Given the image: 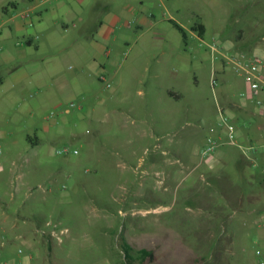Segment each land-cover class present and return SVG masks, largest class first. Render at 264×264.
Listing matches in <instances>:
<instances>
[{"label":"rangeland","instance_id":"rangeland-1","mask_svg":"<svg viewBox=\"0 0 264 264\" xmlns=\"http://www.w3.org/2000/svg\"><path fill=\"white\" fill-rule=\"evenodd\" d=\"M13 1L28 4L0 0V12ZM68 2L58 13L62 28H52L62 44L78 37L80 16L88 23L120 16L109 45L114 70L63 90L65 79L75 80L58 59L62 77L46 78L55 96L33 115L27 111L44 95L29 83L25 58L0 88V264H128L125 241L153 252L132 264H261L264 157L255 182L232 192L226 182L206 181L212 155L202 151L210 137L219 139L220 109L249 93L230 59H264V0H151L145 4L158 23L143 31L124 10L129 0ZM130 3L149 15L139 0ZM170 20L186 31V43ZM198 24L206 26L203 37L191 31ZM213 41L216 52L208 49ZM0 47L9 49L3 39ZM170 84L181 100L151 88ZM246 131L264 141V119ZM219 142L221 150L226 139ZM66 147L78 153H58Z\"/></svg>","mask_w":264,"mask_h":264},{"label":"crops","instance_id":"crops-1","mask_svg":"<svg viewBox=\"0 0 264 264\" xmlns=\"http://www.w3.org/2000/svg\"><path fill=\"white\" fill-rule=\"evenodd\" d=\"M130 1L132 2V0H129L124 10L134 16L138 29L143 31L144 28L151 29L157 25L158 15L156 16L154 11L145 4L151 0H139L141 6L149 10V15H145L143 11H140ZM79 2H85V0H79ZM11 4L17 3L13 1L9 5ZM67 5H69L68 0H28V4L23 8H20L17 4L16 8L10 6L7 11H3L5 6L1 9L0 39L8 43L9 49L0 47V88L4 87L14 69L21 66H17L18 61L22 62L23 58H25L28 61L26 64L27 71L33 77V80L29 83L32 82L39 93L44 95L42 100L37 99L33 101V104L27 111L30 115H33L34 109H38L41 106L43 100L54 98V91H47V87L50 85H46V78L50 77L53 80L57 76L62 77V68H60L61 64L58 65V59H65L66 64L68 62V69L72 71L69 75H72L75 80L72 84L68 83L69 80H63V90H80L86 81L87 83H91V79L97 75L100 78H104V75L111 74L114 70L109 45L114 39L119 20L121 21L120 16L110 12L103 18L94 19L92 23H88L83 16H80L79 18L82 19L84 25L79 28L78 37L72 38L68 43L62 44V41L58 39L52 28H55V30H58L59 26L62 28L63 25H60L58 21L62 16L58 13ZM50 14L52 16H48ZM26 15L28 16L26 17ZM54 19L55 22L53 23ZM77 27L78 24L74 26V28ZM24 47H33L35 49L34 54L28 53V50H25ZM61 52L64 53L60 58L58 57V53L60 54ZM66 75L63 76L66 77ZM151 88L155 90L159 89V91L162 88L169 102L179 101L182 98V94L172 84L166 87L159 85ZM169 92H172L180 99L177 100L171 97ZM248 96L247 99H243L237 104L232 103L231 107L227 109L234 116L237 133L240 140L244 143L253 142L246 130L252 125H258L260 120L264 119V112L256 108L251 102L250 95ZM28 97L34 98V95L30 93ZM2 98H5L4 92L0 93V103ZM160 99L161 97H158V100ZM66 112L71 113L72 109L67 108ZM251 113L254 116L247 118V115ZM217 136H219V139H226L225 132L219 131ZM28 141L31 143V146H38L40 144L38 138L32 139L28 137ZM260 143H264V141H260ZM225 145L206 161L205 164L209 165L211 174H207L204 178L211 183L217 181L226 182L225 187L231 191L250 187L255 182L252 176L258 171V164L256 162L259 161L260 157H264V154L258 155L254 161H249L238 148L235 147L236 150L234 151L227 148L228 144ZM217 164L221 165V168L218 170L215 168ZM237 174H241L242 177L239 179ZM218 177L221 179L217 180ZM239 193L237 198L241 202H245L247 196L243 191ZM233 202L234 200L229 195L224 196L225 204L231 205Z\"/></svg>","mask_w":264,"mask_h":264},{"label":"built area","instance_id":"built-area-1","mask_svg":"<svg viewBox=\"0 0 264 264\" xmlns=\"http://www.w3.org/2000/svg\"><path fill=\"white\" fill-rule=\"evenodd\" d=\"M25 15V14H24ZM28 15H26L27 17ZM203 46L204 44H200ZM220 45L218 42L213 41L208 44V49L212 52H216ZM246 55H238L232 57L230 61L238 68L244 76V80L249 87V94H242V99H247L250 95L251 102L256 108L264 112V59L259 56H253L250 59L245 58ZM213 84L216 85L217 81L214 78ZM108 87L111 85L108 84ZM73 107L74 104H71ZM220 118L218 121V127L222 132L226 133V143L238 148L244 157L249 161H254L258 155L264 154V143L260 142H248L244 143L240 140L237 133V129L234 122V116L229 112V110L221 108ZM54 116V114H51ZM58 123V122H57ZM221 139V138H220ZM221 143L219 139L210 137L208 139V146L203 149V156L209 157L215 154ZM59 154L68 155L70 153L77 154V150H70V148H63L58 151ZM55 234V233H54ZM264 264V261L261 263Z\"/></svg>","mask_w":264,"mask_h":264},{"label":"trees","instance_id":"trees-1","mask_svg":"<svg viewBox=\"0 0 264 264\" xmlns=\"http://www.w3.org/2000/svg\"><path fill=\"white\" fill-rule=\"evenodd\" d=\"M17 7V4H11L5 8H3V11H7L9 7ZM171 23H173V25L177 28V30L181 33L185 43L187 42V33L186 31L175 21L170 20ZM192 32H195L198 34L199 37H203L206 33V27L203 24H198L195 26H192L191 28ZM169 95L171 97H174L175 99H180L178 96L174 95L172 92H169ZM33 143V142H32ZM35 145V144H33ZM124 251L126 253V260L128 264H132L131 262L137 258H141V259H145L146 257L150 256L151 258L153 257V252L151 250H147V249H140V250H135L132 246H130L126 241L124 244Z\"/></svg>","mask_w":264,"mask_h":264}]
</instances>
